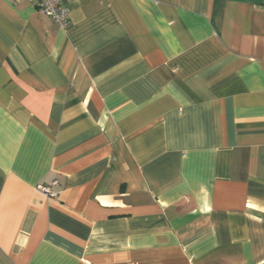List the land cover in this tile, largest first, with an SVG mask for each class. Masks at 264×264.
<instances>
[{"label":"crops","instance_id":"1","mask_svg":"<svg viewBox=\"0 0 264 264\" xmlns=\"http://www.w3.org/2000/svg\"><path fill=\"white\" fill-rule=\"evenodd\" d=\"M64 1L0 0V264H264V0Z\"/></svg>","mask_w":264,"mask_h":264},{"label":"built area","instance_id":"2","mask_svg":"<svg viewBox=\"0 0 264 264\" xmlns=\"http://www.w3.org/2000/svg\"><path fill=\"white\" fill-rule=\"evenodd\" d=\"M35 2L38 10L45 16L49 17L61 27L68 24V7L64 0H31ZM37 188L46 196L54 197L56 193L49 186L38 184Z\"/></svg>","mask_w":264,"mask_h":264}]
</instances>
